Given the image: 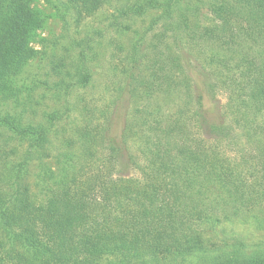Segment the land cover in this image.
Listing matches in <instances>:
<instances>
[{
    "label": "trees",
    "instance_id": "trees-1",
    "mask_svg": "<svg viewBox=\"0 0 264 264\" xmlns=\"http://www.w3.org/2000/svg\"><path fill=\"white\" fill-rule=\"evenodd\" d=\"M67 1L88 16L112 0ZM210 2V22L192 24L194 29L182 12L173 19L176 5L184 7L187 0H137L117 8L125 16L160 9L162 20L173 19L175 51L160 52L157 64L146 69L151 77L141 80L142 61L134 59L129 84L133 92L140 80L153 103L161 98L180 104L161 121L155 118L160 108L141 112L138 127L160 138L142 150L139 163L132 162L140 180L100 171L83 152L86 144L76 156L57 158L58 174L42 173L40 164L34 193L22 182L31 157L0 172V264H264L262 247L245 252L237 242L220 248L203 237L235 220L264 230V0ZM30 5L31 0H0L3 100L18 97L14 78L37 54L31 43L38 20ZM179 35L204 53L200 81L190 74L192 59L186 48L183 56ZM81 78L88 83L89 75ZM191 87L195 100L189 110ZM117 113L114 120L122 116ZM46 131L0 116V133L12 141L40 146ZM81 137L82 143L90 140L87 133ZM109 143L108 162L123 167L129 160L125 135ZM4 161L0 156V165ZM48 182L56 186L47 190Z\"/></svg>",
    "mask_w": 264,
    "mask_h": 264
},
{
    "label": "rangeland",
    "instance_id": "rangeland-1",
    "mask_svg": "<svg viewBox=\"0 0 264 264\" xmlns=\"http://www.w3.org/2000/svg\"><path fill=\"white\" fill-rule=\"evenodd\" d=\"M135 1L112 0L104 3L96 12L80 16L67 0H31L30 6L38 20L31 47L37 54L14 78L19 90L18 97L13 100L0 99V116L9 114L19 117L23 124H40L47 128V133L40 146H35L32 141H12L8 133H0V146L2 142H7L0 149V156L5 158L0 172H6L12 163L16 165L26 156L28 159L31 157L24 167L26 172L22 182L32 193L36 192V174L40 164L42 173L58 174L54 167L57 158L72 153L76 156L83 144L87 146L83 152L93 156L95 160L92 162L100 167V171L142 179L139 168L133 163L137 164L142 150L152 147V143L160 138L157 132L153 134L146 128L138 127L142 111L160 108L161 117L156 115L155 118L161 121L180 102L177 100L174 105H167L161 103L160 98L153 103V98L146 96L147 89L139 81L149 75L146 69L151 68L153 63L157 64L155 61L160 52L175 51L170 23L173 19L175 23L178 12L187 16L191 29H194L193 25L204 26L210 22L205 12L211 2L187 0L184 7L176 5L174 12L177 13H174L172 20H162L160 9L142 14L130 12L126 16L117 12L118 7L131 5ZM179 37L177 42L184 51L183 56L187 59L186 48L192 59L190 74L200 81L198 70L203 65L204 53L194 51L184 35ZM134 59L142 61V68L140 80L132 92L129 77ZM165 63L162 66L166 67ZM84 74L89 75L87 84L81 82V75ZM218 99H222L223 103L222 95H218ZM194 100L191 87L189 110L194 107ZM115 110L118 111L117 115L122 112V116L114 120ZM83 132L90 138L84 143L81 142ZM194 132L197 134V131ZM122 135L126 138V156L129 160L120 167L117 163L108 162L107 149L109 138L117 139ZM149 136L150 140L146 143ZM37 157L39 160L34 159ZM46 185L49 187L47 190L56 186L50 182ZM7 186H4V190L8 189ZM203 237L220 248L241 242L245 252H251L258 246L264 249V230L248 225L246 219L244 222L235 220L232 224H220L215 227L214 233L206 232Z\"/></svg>",
    "mask_w": 264,
    "mask_h": 264
}]
</instances>
